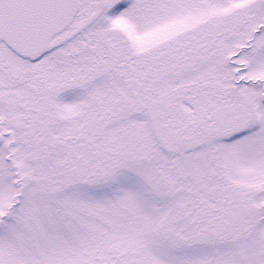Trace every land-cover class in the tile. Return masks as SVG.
Masks as SVG:
<instances>
[{"label": "snow or ice", "instance_id": "6c2138e0", "mask_svg": "<svg viewBox=\"0 0 264 264\" xmlns=\"http://www.w3.org/2000/svg\"><path fill=\"white\" fill-rule=\"evenodd\" d=\"M0 264H264V0H0Z\"/></svg>", "mask_w": 264, "mask_h": 264}]
</instances>
